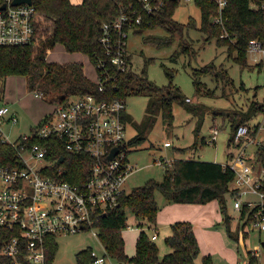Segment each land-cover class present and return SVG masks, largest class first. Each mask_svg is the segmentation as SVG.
<instances>
[{"label":"trees","instance_id":"trees-1","mask_svg":"<svg viewBox=\"0 0 264 264\" xmlns=\"http://www.w3.org/2000/svg\"><path fill=\"white\" fill-rule=\"evenodd\" d=\"M38 10L36 20V34L34 43L25 47L0 46V96L2 85L10 76H24L28 79V89L49 99L52 102L64 103L73 96L99 94L107 99H127L130 96L149 97L148 117L145 128L130 139L129 147L142 145L148 139V134L155 125V116L163 115L164 120L171 128L174 118L173 105L184 103L180 89L171 85L159 87L149 80L146 67L151 61L145 62L141 73L132 68L126 72H118L111 65L106 69H97L98 76L107 80L104 84L105 92L100 93L98 84L87 77L81 63H52L48 53L62 45L68 53H82L87 55L97 66L99 60L105 59V51L100 43L102 26L114 20L121 8H126L136 0H83L81 4H73L71 0H33ZM256 3L258 8H252ZM180 0H168L165 8L153 16L144 15L142 24L136 28L138 35L144 36L145 43L152 41L156 47L173 44V37L181 36V50L171 56L177 61L178 55L189 54L190 45L183 40L184 31L194 25L192 20L187 25L178 23L174 19ZM195 5L201 12L200 31L207 34L208 42L217 40L218 46H225L228 57L240 66L248 69V46L251 40L259 41L264 47V0H228L224 12V26L214 25L212 20L218 14V5L209 0H196ZM140 9V7H138ZM161 29L168 33L166 37L145 36L148 31ZM227 36L221 38L222 32ZM236 56L233 57V53ZM131 56L128 57V62ZM254 69L264 73V61L255 65ZM171 79L173 73H166ZM226 68L216 67L214 63L206 65L193 73L197 91L202 93L201 78L214 76L218 80L228 77ZM242 89H246L242 84ZM257 89V88H256ZM247 90V89H246ZM188 102V101H187ZM258 113L264 114V102L252 101L244 113H234L231 119L232 137L230 144L234 145V138L238 128L248 123ZM125 119L130 121L128 114ZM231 118V116H227ZM259 126L252 128L251 134L256 136ZM54 157L66 158V179L72 184L81 187L87 180L94 165L93 160L85 154L69 153L64 148L54 146L51 149ZM256 165L264 168V143L256 151ZM162 181H148L144 186L135 188L126 194L120 201V206L106 211L101 215L97 225L98 237L111 260L119 264H196L201 248L193 224L176 222L171 226V234L165 241L170 251L160 257V251L154 240L143 229L152 228L157 222L160 207L156 200V192L160 191L170 204L207 205L217 201L223 214V223L228 236L239 242L240 236L233 234L231 220L227 213L228 197L232 198L231 185L236 174L223 164L209 161L177 159L171 167L165 165ZM264 192V186L261 188ZM129 210L138 221L142 229L136 241L135 254L129 256L125 249L123 230L128 227L126 210ZM248 208H245L241 220L247 217ZM241 230L244 228H242ZM242 237V236H241ZM10 234L0 227V249ZM242 239V238H241ZM56 239L47 241V264H52L58 250ZM264 247V243H263ZM78 264H93L92 250L86 249L76 254ZM4 261V260H3ZM5 264L9 262L4 261ZM252 253L248 256V264H255ZM203 264H213L211 257H203Z\"/></svg>","mask_w":264,"mask_h":264},{"label":"built area","instance_id":"built-area-1","mask_svg":"<svg viewBox=\"0 0 264 264\" xmlns=\"http://www.w3.org/2000/svg\"><path fill=\"white\" fill-rule=\"evenodd\" d=\"M14 1L0 0L1 47H25L34 43L38 10L33 2L15 4ZM195 1L180 0L187 4ZM209 1L219 8L213 24L224 26L228 0ZM167 2L136 0L122 7L114 20L104 23L100 43L106 57L99 60L96 69L105 70L111 65L118 72L129 70V36L142 24L144 15H156ZM251 7L256 9L258 5L252 3ZM248 53L259 55L258 62L264 61V47L259 41H250ZM95 82L99 92L104 93L107 80L98 76ZM125 114H128L126 99H107L99 94L73 96L56 104L55 110L30 132L12 139L6 132L7 126L19 124V118L10 105H0V227L10 234L1 245L0 264H5V260L8 264H47L50 238L90 230L98 236L101 215L120 206L122 197L128 194L126 183L138 170L129 159L133 147L128 146L129 122ZM261 130L259 126L253 136L251 126L241 125L234 145L246 144V148L233 164H223L236 174L231 185L233 205L241 216L248 208L247 217L241 220L245 225L243 231L248 234L264 232V192L261 190L264 168L256 162L250 163L246 154L249 144L256 143ZM219 131L217 126L212 129L211 142ZM59 145L69 153L85 154L93 160L90 175L81 187L66 179V158L54 157L51 149ZM164 146L170 148L172 143L167 141ZM61 158L64 160L59 163ZM166 162L170 164L171 160H159L157 164L165 167ZM246 194L257 199L246 200ZM157 237L154 229L151 239L155 241ZM92 256L93 264H111L106 252L99 256L92 251Z\"/></svg>","mask_w":264,"mask_h":264},{"label":"rangeland","instance_id":"rangeland-1","mask_svg":"<svg viewBox=\"0 0 264 264\" xmlns=\"http://www.w3.org/2000/svg\"><path fill=\"white\" fill-rule=\"evenodd\" d=\"M71 1L79 3L82 0ZM174 19L184 25H187L190 20L194 23V25L188 26L183 35V40L191 46L189 54L181 56L179 54L177 61L172 60L171 56L181 50L180 35L173 37V44L161 48L156 47L152 41L145 43L144 36L136 33H132L127 41L131 56L130 67L136 73H141L145 62L150 60L151 62L146 67L149 80L159 87L168 85L178 87L181 91L180 95L184 99V103L178 102L173 105L174 118L171 128L168 127L163 115H156L155 125L149 132L147 141L131 150L130 162L138 170L129 177L126 183L125 190L128 194L135 188L144 186L150 180L162 181L166 169L157 164L159 160H163V162L165 159L171 160L170 164L164 163V166L168 167H171L176 159L189 158L220 164H233L236 157L246 148V144L239 146L230 144L232 115L246 112L254 100L264 102V73L254 69L255 65L259 63V55L248 53L249 67L242 70L233 61V58L228 57V49L225 46H218L216 39L208 42V35L200 31L201 12L195 3L182 2L176 10ZM225 34L226 32L223 31L221 38H224ZM148 35L166 37L169 34L161 29H156L145 33V36ZM48 54L47 59L52 63L72 61L81 63L87 77L92 81L97 80L96 66L87 55L68 53L62 45H56ZM234 56H236V52L233 53ZM212 63L216 67L226 68L228 77L226 80H218L214 76L202 77L203 92L199 93L194 84L193 73ZM167 72L173 73L171 79L166 74ZM242 84L247 90L242 89ZM2 89L0 103H8L18 111L21 119L19 124L7 126L6 132L12 139L17 138L20 134L30 132L31 126L39 125L56 108L55 102L42 99L36 95L35 91L31 92L28 89L27 77L10 76L3 82ZM150 102L151 99L144 96H130L126 99L127 112L130 117L127 126L128 138H135L145 128L148 117L147 108ZM227 116H231V118ZM248 124L251 128L257 125L262 127L258 140L256 143L249 144L246 151L250 163L255 164L257 148L259 144L264 143V114L258 113ZM215 126L220 131L215 141L211 142L212 129ZM167 141L172 143L170 148L164 146ZM244 197L246 200L257 199L252 194H246ZM156 200L165 219L181 215L194 217L195 222L191 223L198 227L201 248L196 264H203V257L206 255L211 257L213 264H248L250 253L252 255L257 253L256 263L264 264V232L251 231L248 234L243 229L241 230V226L245 225L241 221L240 213L234 209L233 197H228L227 213L232 218L230 224L233 234L242 236H240L239 242L228 236L219 203H210L209 207H202L204 208L201 211L203 214L197 218L196 214H186L189 209H182L177 204L168 203L160 191L156 192ZM126 215L128 226L131 228L123 230L125 249L129 256H133L136 241L142 229L128 209ZM218 217H220L219 221ZM203 221H211L214 224L205 228L208 224ZM155 224L152 228L147 226L143 228L150 237L154 234ZM165 224V222L160 223L157 227L159 235L155 243L159 248L160 257L170 251L165 239L171 234V227H166ZM202 230L211 231L213 235L206 234ZM56 243L58 250L52 264H78L76 254L86 249H91L99 256L105 254L99 237L92 230L78 234H60L56 238ZM111 264L119 263L116 260H111Z\"/></svg>","mask_w":264,"mask_h":264},{"label":"crops","instance_id":"crops-1","mask_svg":"<svg viewBox=\"0 0 264 264\" xmlns=\"http://www.w3.org/2000/svg\"><path fill=\"white\" fill-rule=\"evenodd\" d=\"M83 2V0L82 1H80L79 3H74L73 1H72V3L73 4H81ZM51 52V51H50ZM49 52V53H50ZM49 55V54H48ZM73 62H77V61H72V62H68V63H73ZM4 104V103H3ZM6 104H8V103H6ZM0 105H2L1 103H0ZM13 110L15 111V113L17 114V116H18V118H19V121L21 120L20 119V117H19V113H18V111L17 110H15L14 108H13ZM41 118V117H40ZM33 127L31 126V128H30V130L32 129ZM177 160V159H176ZM212 203H215V204H218V202L217 201H213V202H211V204ZM178 205V207H181L182 209L183 208H185V209H189V210H187L188 212H186V214H196V216H197V218H200L201 217V215L200 214H203L201 211H202V209H204V208H202V207H209V205H210V203L209 204H207V205H185V204H177ZM182 205H184V206H182ZM172 207H176V206H172ZM186 207H188V208H186ZM217 208H218V205H217ZM211 210H213V208H210ZM161 213H163L162 212V210H160V212H159V214H158V218H157V222H156V224H155V230H158L157 229V227H158V224H160V223H163V222H165L166 224H165V226L167 227V226H172L174 223H176V222H189V223H191V222H195V219H193L194 217H188V215L186 216V215H181V216H178V217H175V218H173V217H171V218H168V219H165L164 218V216H163V214H161ZM197 220V219H196ZM220 220V217H218V221ZM205 224H208V225H206V227L205 228H209L211 225H213L214 223L213 222H209V221H203ZM207 222H209V223H207ZM192 224V223H191ZM194 226V225H193ZM194 229H195V233H196V236H197V238H198V240H199V235H198V232H197V229H198V227L195 225L194 226ZM204 233H206V234H210V235H213L212 233L213 232H211V231H205V230H202ZM157 233H158V231H157ZM158 235H159V233H158ZM157 239H158V237H157ZM156 239V240H157ZM155 240V241H156ZM199 244H200V241H199ZM168 253V252H167ZM165 255V254H164ZM134 256V255H133Z\"/></svg>","mask_w":264,"mask_h":264},{"label":"water","instance_id":"water-1","mask_svg":"<svg viewBox=\"0 0 264 264\" xmlns=\"http://www.w3.org/2000/svg\"><path fill=\"white\" fill-rule=\"evenodd\" d=\"M24 2H26V3H28V4H32L33 0H15V1H14L15 4L24 3ZM0 98H1V96H0ZM116 152H117V150H114V153H116ZM63 160H64V158H61V159L59 160V163H62Z\"/></svg>","mask_w":264,"mask_h":264}]
</instances>
